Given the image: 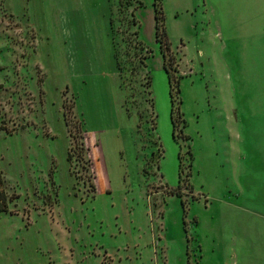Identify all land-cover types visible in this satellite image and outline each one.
Returning <instances> with one entry per match:
<instances>
[{"label": "rangeland", "instance_id": "rangeland-1", "mask_svg": "<svg viewBox=\"0 0 264 264\" xmlns=\"http://www.w3.org/2000/svg\"><path fill=\"white\" fill-rule=\"evenodd\" d=\"M0 264H264V0H0Z\"/></svg>", "mask_w": 264, "mask_h": 264}, {"label": "trees", "instance_id": "trees-1", "mask_svg": "<svg viewBox=\"0 0 264 264\" xmlns=\"http://www.w3.org/2000/svg\"><path fill=\"white\" fill-rule=\"evenodd\" d=\"M2 181V175L0 172V183ZM14 195L10 194V195H6L4 193V191L2 189H0V211H3L6 209V203H7V199H11Z\"/></svg>", "mask_w": 264, "mask_h": 264}]
</instances>
